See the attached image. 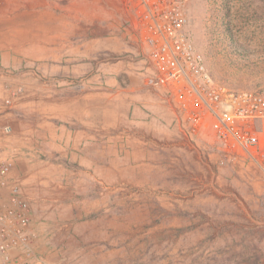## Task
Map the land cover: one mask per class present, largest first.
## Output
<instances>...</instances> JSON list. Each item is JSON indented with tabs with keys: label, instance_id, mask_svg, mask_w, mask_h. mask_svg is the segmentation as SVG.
<instances>
[{
	"label": "rangeland",
	"instance_id": "374dc122",
	"mask_svg": "<svg viewBox=\"0 0 264 264\" xmlns=\"http://www.w3.org/2000/svg\"><path fill=\"white\" fill-rule=\"evenodd\" d=\"M186 11L214 79L264 89V0H188ZM48 13L67 23L66 56L48 59L41 27L0 37V69L28 83L0 115V157L32 204L38 263L264 264V175L221 164L209 132L181 133L133 2L7 0L0 25Z\"/></svg>",
	"mask_w": 264,
	"mask_h": 264
},
{
	"label": "built area",
	"instance_id": "2783aa9c",
	"mask_svg": "<svg viewBox=\"0 0 264 264\" xmlns=\"http://www.w3.org/2000/svg\"><path fill=\"white\" fill-rule=\"evenodd\" d=\"M130 1L134 31L172 98L181 133L194 138L209 132L219 145L221 164L252 165L264 175V89H233L214 79L188 34V0ZM26 79L0 69V115L25 93ZM33 243L32 204L11 164L0 157V264H40Z\"/></svg>",
	"mask_w": 264,
	"mask_h": 264
},
{
	"label": "crops",
	"instance_id": "0c3cea01",
	"mask_svg": "<svg viewBox=\"0 0 264 264\" xmlns=\"http://www.w3.org/2000/svg\"><path fill=\"white\" fill-rule=\"evenodd\" d=\"M26 18L25 20L27 21H23L24 25L22 24L17 26L18 31L15 32L12 31V28H8V26L6 25H0V29L2 28L0 30V37H12L13 35L11 34L20 33V30L23 29V35L25 34L26 36H28V38L32 37V40L35 39L34 37L38 34V29L41 27L43 28L41 39H43L44 41L45 55L48 57V59L54 60L56 58H62L67 55V23L65 21L62 22V20L60 19L59 23L57 24L55 16L49 13L47 15V18L44 19L43 23H41L40 21L38 22L36 18H32L29 16Z\"/></svg>",
	"mask_w": 264,
	"mask_h": 264
},
{
	"label": "bare ground",
	"instance_id": "6f19581e",
	"mask_svg": "<svg viewBox=\"0 0 264 264\" xmlns=\"http://www.w3.org/2000/svg\"><path fill=\"white\" fill-rule=\"evenodd\" d=\"M17 23V22H16ZM15 24V23H14ZM2 42V41H1Z\"/></svg>",
	"mask_w": 264,
	"mask_h": 264
}]
</instances>
